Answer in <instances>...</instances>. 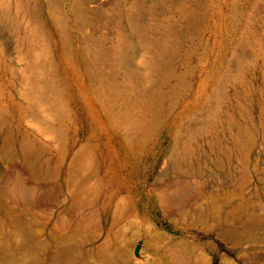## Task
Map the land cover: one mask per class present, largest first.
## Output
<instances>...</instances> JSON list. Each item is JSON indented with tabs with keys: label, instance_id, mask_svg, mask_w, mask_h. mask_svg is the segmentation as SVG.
I'll list each match as a JSON object with an SVG mask.
<instances>
[{
	"label": "rangeland",
	"instance_id": "obj_1",
	"mask_svg": "<svg viewBox=\"0 0 264 264\" xmlns=\"http://www.w3.org/2000/svg\"><path fill=\"white\" fill-rule=\"evenodd\" d=\"M0 264H264V0H0Z\"/></svg>",
	"mask_w": 264,
	"mask_h": 264
}]
</instances>
